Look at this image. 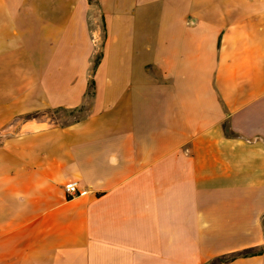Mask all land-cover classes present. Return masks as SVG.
<instances>
[{
	"label": "crops",
	"instance_id": "crops-1",
	"mask_svg": "<svg viewBox=\"0 0 264 264\" xmlns=\"http://www.w3.org/2000/svg\"><path fill=\"white\" fill-rule=\"evenodd\" d=\"M251 247L223 264H264V0H0V264Z\"/></svg>",
	"mask_w": 264,
	"mask_h": 264
},
{
	"label": "trees",
	"instance_id": "trees-1",
	"mask_svg": "<svg viewBox=\"0 0 264 264\" xmlns=\"http://www.w3.org/2000/svg\"><path fill=\"white\" fill-rule=\"evenodd\" d=\"M99 59H100V56H98L96 60L94 61V67H93L94 69L97 67L99 63ZM87 94L89 97H92L94 95V80L93 79L90 80V85H89ZM85 109H86L85 105H82L81 107H78V108H72V109L63 108V107L48 108L42 111H34V112L27 113L23 115V118L26 120L28 119H40L41 120V116H43L44 114H48V113L49 114L50 113L60 114L61 111L62 112L64 111V112H67L69 115L74 116L73 120L62 124V125H68L70 123L83 119L85 117V114L84 113L82 114V112L85 111ZM56 124H58V122ZM225 130L228 135H234V133L229 129L228 125H225ZM261 253H263L262 247L261 248L251 247V248H246V249L218 255L210 259L206 264H223L226 262L233 261L239 257L251 256L254 254H261Z\"/></svg>",
	"mask_w": 264,
	"mask_h": 264
},
{
	"label": "rangeland",
	"instance_id": "rangeland-1",
	"mask_svg": "<svg viewBox=\"0 0 264 264\" xmlns=\"http://www.w3.org/2000/svg\"><path fill=\"white\" fill-rule=\"evenodd\" d=\"M85 114V111L82 112V114ZM74 116L69 115L67 112H60V114H53V113H48V114H44L43 116H41V120L46 121L48 124L50 125H54L58 122L59 125H62L63 123L69 122L71 120H73ZM19 121H23L25 120L23 117H20L18 119ZM10 131H13L12 129L6 130V133H9Z\"/></svg>",
	"mask_w": 264,
	"mask_h": 264
},
{
	"label": "built area",
	"instance_id": "built-area-1",
	"mask_svg": "<svg viewBox=\"0 0 264 264\" xmlns=\"http://www.w3.org/2000/svg\"><path fill=\"white\" fill-rule=\"evenodd\" d=\"M64 191L68 198L77 196L79 193L78 183L76 181H69L65 183Z\"/></svg>",
	"mask_w": 264,
	"mask_h": 264
}]
</instances>
